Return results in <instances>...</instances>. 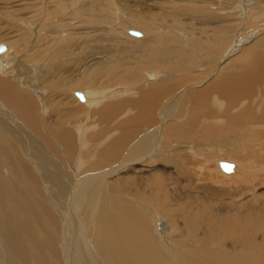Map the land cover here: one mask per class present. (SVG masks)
Returning <instances> with one entry per match:
<instances>
[{"label": "bare ground", "instance_id": "6f19581e", "mask_svg": "<svg viewBox=\"0 0 264 264\" xmlns=\"http://www.w3.org/2000/svg\"><path fill=\"white\" fill-rule=\"evenodd\" d=\"M250 1H240L235 46L224 24L187 39L209 61L200 70L148 61L119 84L85 93L72 85L83 115L48 127L62 151L41 134L38 97L19 95L11 79L30 85L0 64V264H264V165L255 171L264 158V0ZM86 130L99 158L86 157ZM225 159L232 175L215 172ZM176 223V236L164 233Z\"/></svg>", "mask_w": 264, "mask_h": 264}, {"label": "rangeland", "instance_id": "374dc122", "mask_svg": "<svg viewBox=\"0 0 264 264\" xmlns=\"http://www.w3.org/2000/svg\"><path fill=\"white\" fill-rule=\"evenodd\" d=\"M240 1L0 0V44L6 46L5 51L0 53V64H7L10 74L18 73L24 80V86L30 85L27 91L32 92L31 94L17 86L15 80L11 79V85L19 91V95L32 98V94H35V97H38L42 108H40L43 130L41 134L52 140L59 149L61 147L54 131L48 128L52 120L58 116L66 118L76 115L81 118L83 115V109L74 99L78 98L80 102L84 100L76 94L74 96L73 91L71 93L70 88H74L72 85H75L78 91L85 93L94 89L92 87L94 85L119 84L118 79L123 75L132 73V70H140V66L148 64V61H151V64H157L160 69H163L162 64H173L179 69L200 70L209 61L201 57V50L193 52L187 39L201 37L202 30L205 31L208 28L209 31L204 33L206 34L204 37L207 38L208 34L217 33L215 26L224 24L222 32H226L230 44L235 46L244 25L239 16L241 15ZM251 3L253 1L246 0L248 8ZM258 5L262 9L263 5L260 1H257L256 6ZM213 6H216V10ZM206 20L209 21L203 22ZM145 24L151 28L146 29ZM236 27H238L237 32ZM129 29L141 32L142 36L129 35ZM248 31V35L244 33L245 37L249 36L252 28L249 27ZM216 48L217 45L214 50ZM43 72L49 77L43 76ZM208 76L205 77L206 80H202L205 82H196L199 85L193 89H202L203 83L208 84L210 81L207 79H211ZM183 89V94H186L187 89L181 88V91ZM36 90L39 91L36 93ZM3 100L5 99L0 94V104ZM4 110L22 112L17 105L9 106L7 103ZM48 111L52 112V115ZM22 128L23 126L21 130ZM27 132L31 133V130ZM32 135L38 139L42 136H36L33 132ZM88 137H90L89 130H86L82 134L85 145L81 146L87 159L95 158L97 155L99 158L100 146L94 142L92 144ZM101 141L97 143H102ZM46 149L50 151L48 147ZM59 150L62 151V149ZM164 153H166L165 150H163ZM223 161L229 162L230 159ZM119 163L116 165L118 169L123 167ZM59 164L63 165L60 158ZM169 165L174 171L176 170L174 162H170ZM261 165H264V158L258 159L256 169H248L251 172L247 176L253 174V169L257 172ZM143 168L147 170V166ZM215 168L218 175L220 172L226 175H232L235 172L225 171L221 165ZM156 171L162 173L164 170L156 167ZM111 177L109 176L110 179H115L118 175ZM167 177L171 179L172 176L169 174ZM146 178L140 177L139 182L146 185ZM261 183H264V180ZM178 193L181 194L180 191ZM197 199L200 201L201 196H197ZM239 199L241 198H235V200ZM203 203H205L204 200ZM257 207L264 211V189H259L257 193ZM154 210L159 209L154 208ZM162 217L168 222L164 214ZM177 224L174 225L175 228H171L169 224L164 233L176 236L174 231L177 232V228H180L176 226ZM194 243L189 246L196 250L200 244ZM229 247L232 246L229 245ZM75 250L81 253V249L75 247Z\"/></svg>", "mask_w": 264, "mask_h": 264}, {"label": "water", "instance_id": "95a60500", "mask_svg": "<svg viewBox=\"0 0 264 264\" xmlns=\"http://www.w3.org/2000/svg\"><path fill=\"white\" fill-rule=\"evenodd\" d=\"M128 33L131 34V35H135V36H141V32L137 31V30H133V29H129L128 30ZM6 49L5 45L4 44H0V53L3 52L4 50ZM80 99L83 100V95L79 92H76L75 93ZM221 165V168L225 171H228L230 172L232 170V165H230L229 163L227 162H222L220 163Z\"/></svg>", "mask_w": 264, "mask_h": 264}]
</instances>
